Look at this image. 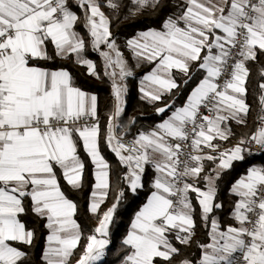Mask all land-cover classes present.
<instances>
[{
	"label": "snow or ice",
	"instance_id": "snow-or-ice-1",
	"mask_svg": "<svg viewBox=\"0 0 264 264\" xmlns=\"http://www.w3.org/2000/svg\"><path fill=\"white\" fill-rule=\"evenodd\" d=\"M121 4L122 0H104L103 5L101 0H75L84 11L91 49L103 61L101 71L75 30L79 17L69 0H0V264H24L27 259L17 245L31 246L35 237L20 219L28 211L45 221L49 233L41 264H72L83 237L75 219L78 205L69 195L83 185L85 163L79 149L82 146L95 167L89 211L97 214L110 190L102 139L127 171L75 264H102L110 231H119L125 189L138 195L146 165L155 171L152 191L121 241L127 249L121 264H157V259L171 264L180 251L176 244L192 243L196 206L202 224L210 228L208 242L197 244L200 254L195 261L184 259L180 264H264V166L249 165L231 183L229 194L237 197L231 210L235 224L222 228L214 215L223 208L217 202L216 181L245 162L250 145L264 152V115L254 132L231 147L221 149L214 142L230 138L229 122L247 125V63L264 53V0H181L175 6L179 11L172 14H167L163 0L123 4L130 15L155 12L160 21L158 28L125 42L138 65L144 61L153 66L139 83L142 100L156 103L179 90L181 83L186 86L193 65L202 73L184 103L176 106L172 101L157 108L158 114L170 115L140 132L131 146L116 130L125 111L127 86L122 81L134 73L112 31L114 21L102 10L116 12ZM69 59L86 68L88 75L110 80L114 103L104 133L97 95L76 86L70 71L56 64ZM174 70L188 79L177 83ZM259 76L257 100L264 112V68ZM205 161L215 167L203 176V187L189 182L190 177L201 178Z\"/></svg>",
	"mask_w": 264,
	"mask_h": 264
},
{
	"label": "trees",
	"instance_id": "trees-1",
	"mask_svg": "<svg viewBox=\"0 0 264 264\" xmlns=\"http://www.w3.org/2000/svg\"><path fill=\"white\" fill-rule=\"evenodd\" d=\"M165 4L168 5L167 14H172L179 11L176 5L181 4V0H163ZM72 5V11L75 12L79 21L76 25L75 30L79 32L85 39L87 45V55L92 59L98 69L102 71L103 61L99 55L91 49V42L88 36L87 30L83 27L85 23L84 11L83 9L76 7L73 0H69ZM104 0H101L103 5ZM128 3V0H122L121 8L113 12L112 9L108 7H102L105 15L109 16L113 21L112 31L119 41L120 48L125 55L129 56L130 52L125 47V42L127 39H131L137 36L141 31H145L149 28H158L160 21L155 12L146 11L139 15H130L129 10L123 8V4ZM118 17V19H117ZM52 51L51 45H49V52ZM57 65H61L67 68L73 76L76 86L81 87L83 90L94 93L98 97V114H100V126L101 132L104 133L107 123V117L113 109V96L111 91L110 80L108 78L96 79L87 74V70L84 67H80L69 60H57ZM152 65L142 64L136 74L132 77H128L125 80L127 86V92L125 94V111L121 118L118 120V127L116 134L118 136L131 137L133 138L136 132L142 128L147 129L148 127H155L156 124L165 119L169 112L163 114H158L156 109L164 106L166 103L175 102L176 106H180L184 103L190 90L196 85L198 80L201 78L202 73L197 72L196 65H193L190 69V75L192 76L191 81L185 86L181 82L188 77H182L179 72L174 71V76L177 83H181L179 90H173L171 94L163 96L162 100L156 103H152L140 98L141 94L139 92V83L141 77L151 68ZM247 67L250 70V77L248 79V95L247 103L250 105V112L247 116V125L241 126L236 123L230 122L231 126V136L228 139L229 143L236 142L241 136L245 134H250L254 132L257 128L258 118L261 114L260 104L258 103L257 97L260 95L259 89L256 87L257 83L260 81L259 70L264 68V53H257L255 61H249ZM134 122H131L133 121ZM101 154L109 164L110 170V190L108 192V197L105 203L101 207V212L103 213L107 207H109L117 192L123 186L122 177L127 171L123 167L118 158L113 152L107 147L103 139L101 140ZM79 155L84 160L85 170L83 174V185L77 190L69 193L70 198L77 203L78 209L75 219L81 226L83 237L80 241V245L76 250V253L72 259V264H75V260L79 258L80 253L83 251V246L87 243L86 237L92 233L96 227V218L90 213L89 205L91 192L95 183L94 179V165L90 162L82 146L79 149ZM264 163V154H246V159L244 163H237L234 169L227 174H222L221 178L216 181L218 188L217 202L223 203V208L215 211L214 215L218 219L221 227H226L230 224H235V221L231 218V210L233 204L237 199L236 196L229 194V188L231 183L243 174H245L246 169L249 165L262 166ZM215 167L212 161L204 162V172L201 174L199 179L200 184H203V176L209 174V171ZM155 172L152 168H146V172L142 177L143 188L139 191L138 195L133 196L131 193L126 191V195L122 201L121 206L125 211L117 217V222L119 223V231L115 235L111 234L110 231V245L106 251V255L102 261V264H121L122 257L126 254L127 249H125L121 243L122 239L126 236L127 230L131 226V221L134 219V214L143 203L146 202L147 197L150 195L152 188L151 184L154 179ZM63 186V190L68 193V186L63 180L60 181ZM192 196V203L196 206V201L194 194ZM28 201L25 200V206H28ZM20 219L25 223L26 228L33 229L35 231V237L32 241L31 246L20 244L17 245L27 255V259L24 264H41L40 255L46 245V237L48 235V230L43 226L45 221L41 220L39 217L28 211L25 215H22ZM122 221V222H121ZM210 228H206L200 218H199V208L196 206V228L194 235L192 237V243L187 246L176 244L179 248V254L175 255L171 261V264H180V261L184 259H189L195 261L199 257V249L197 247L198 243H207L208 236L207 233ZM157 264H162V261L157 259Z\"/></svg>",
	"mask_w": 264,
	"mask_h": 264
},
{
	"label": "crops",
	"instance_id": "crops-1",
	"mask_svg": "<svg viewBox=\"0 0 264 264\" xmlns=\"http://www.w3.org/2000/svg\"><path fill=\"white\" fill-rule=\"evenodd\" d=\"M142 32V31H141ZM117 43L119 44V41L117 40ZM129 50V49H128ZM130 51V50H129ZM96 52V51H95ZM97 53V52H96ZM98 54V53H97ZM99 55V54H98ZM123 55H124V58H125V60L127 61V65H128V67L132 70V72L134 73V75H135V73H136V66H138V64H137V60H136V58L133 56V54H132V52L130 51V55L128 56V57H126V55L123 53ZM140 63H141V61L139 62V65H140ZM145 62L144 61H142V64H144ZM141 64V65H142ZM146 64H148V63H146ZM153 66H151V68H152ZM151 68L148 70V71H146V73H149L150 71H151ZM175 71V70H174ZM176 72H179V71H176ZM145 73V74H146ZM175 73V72H174ZM173 73V74H174ZM180 74H181V72H179ZM144 74V75H145ZM183 74V73H182ZM133 75V76H134ZM143 75V76H144ZM122 83H124L125 84V81H122ZM85 91V90H84ZM87 92V91H86ZM88 93H90V92H88ZM90 94H94V93H90ZM96 95V94H95ZM163 98V97H162ZM124 99H125V97H124ZM113 100V99H112ZM98 102V101H97ZM114 102V101H113ZM126 105V104H125ZM261 110V109H260ZM168 115H170V113L168 114ZM168 115L165 117V119L168 117ZM261 116L262 115H264V112H262L261 111V114H260ZM230 123V122H229ZM233 123V122H232ZM258 127V126H257ZM154 127H148L147 129H144V128H142V129H140V130H138L137 132H136V134H135V136L133 137V139H135V137L140 133V132H148V131H150L151 129H153ZM117 135V134H116ZM118 136V135H117ZM120 137V136H119ZM215 143H218L219 145H220V147H221V149H224L225 147H227V148H229V147H231L232 146V144L233 143H235V142H233V143H229L228 142V140L227 141H220V140H217V141H214ZM158 158V157H157ZM146 168H152V166L151 165H146L145 166ZM214 168V167H213ZM153 169V168H152ZM154 170V169H153ZM155 172V171H154ZM94 173H95V167H94ZM94 179H95V176H94ZM109 180H110V170H109ZM197 181H199V180H197ZM189 182H193V178H189ZM200 183V182H199ZM201 187H203V184L201 185V184H199ZM94 187V186H93ZM190 196H191V194H190ZM106 201V200H105ZM105 201H104V203H105ZM90 202H91V198H90ZM104 203H102L101 205H100V209H99V212L97 213V214H92L95 218H96V226L99 224V221H100V218L102 217V215H103V213H100L101 211V207H102V205L104 204ZM23 222V221H22ZM49 234V233H48ZM45 247H46V245H45ZM44 247V248H45ZM104 259V258H103Z\"/></svg>",
	"mask_w": 264,
	"mask_h": 264
},
{
	"label": "built area",
	"instance_id": "built-area-1",
	"mask_svg": "<svg viewBox=\"0 0 264 264\" xmlns=\"http://www.w3.org/2000/svg\"><path fill=\"white\" fill-rule=\"evenodd\" d=\"M202 111H203V109H202ZM204 114H209V113H207V112H204ZM261 116V115H260ZM98 117H99V121H100V114L98 115ZM257 126H259V123L257 122ZM121 138H122V141L126 144V145H129V146H131L132 145V142L134 141V139L133 138H131V137H124V136H120ZM235 143H237V141L235 142ZM235 143H233L232 145H234ZM228 147V146H227ZM227 147H225V148H227ZM250 148H251V153H255V154H264V152H261L260 150H259V148H258V146H256V145H250L249 146ZM183 158V157H182ZM262 166H264V163H263V165Z\"/></svg>",
	"mask_w": 264,
	"mask_h": 264
},
{
	"label": "rangeland",
	"instance_id": "rangeland-1",
	"mask_svg": "<svg viewBox=\"0 0 264 264\" xmlns=\"http://www.w3.org/2000/svg\"><path fill=\"white\" fill-rule=\"evenodd\" d=\"M73 1H74V3H75V0H73ZM120 49H121V51H122V48H120ZM122 52H123V51H122ZM129 52H130V51H129ZM123 53H124V52H123ZM126 57H128V56L126 55ZM145 63H146V62H145ZM141 64H142V61H141L140 65L136 66V70H137V71H138L139 68L141 67ZM137 71H136V72H137ZM135 74H136V73H135ZM180 76H182V77H186V76H185L184 74H182V73H181ZM142 77H143V76H142ZM142 77H141V79H142ZM112 99H113V98H112ZM98 115H99V114H98ZM193 182L200 184L199 181H197V180H196V181H193ZM96 218H97V217H96Z\"/></svg>",
	"mask_w": 264,
	"mask_h": 264
},
{
	"label": "water",
	"instance_id": "water-1",
	"mask_svg": "<svg viewBox=\"0 0 264 264\" xmlns=\"http://www.w3.org/2000/svg\"><path fill=\"white\" fill-rule=\"evenodd\" d=\"M161 107H163V106H161ZM160 114H163V113H160Z\"/></svg>",
	"mask_w": 264,
	"mask_h": 264
}]
</instances>
